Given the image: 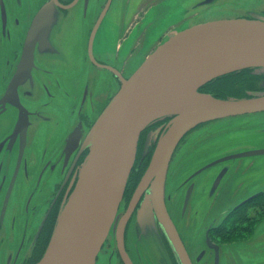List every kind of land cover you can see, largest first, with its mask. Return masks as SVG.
<instances>
[{
  "label": "water",
  "instance_id": "95a60500",
  "mask_svg": "<svg viewBox=\"0 0 264 264\" xmlns=\"http://www.w3.org/2000/svg\"><path fill=\"white\" fill-rule=\"evenodd\" d=\"M78 1L75 0L71 7L76 6ZM112 3L113 0H107L89 35L88 53L94 63L98 61L93 47ZM51 7L52 3L49 2L38 13L34 22L35 27L49 20ZM90 8V0H85L82 13L88 16ZM81 9L83 11V7ZM98 39L99 37L97 41ZM34 47L33 41H29L27 50L20 56L13 75L10 76L11 72L9 73L7 90L12 91L15 100L9 99L8 103L3 98L0 100V113L9 112L0 114V127L4 129V132L0 133V162L4 163L2 173H12L17 153L19 163L10 180L9 188L5 184L7 174L0 181V191L4 193L8 189L7 198L15 184L9 207L14 208L12 200L15 199V207L22 212L26 197L34 193L33 199L36 197L35 202L40 200L38 203L43 209L42 200L46 196L49 197L55 185L62 180L71 158L76 154L77 161L83 150L89 149L74 175V180L77 177L75 186L60 209L50 245L35 264L97 263L96 259L101 253L103 243L112 228H116L122 214L124 193L136 161L141 132L154 120L167 114L171 115V119L157 143L129 210L121 218L118 235L122 236L126 219L143 192L147 191L137 216L136 229L139 232L137 241L140 243L141 237L144 238L145 231L148 230V256L160 259L163 254H168L164 248V240L160 237L161 229L176 250L181 264H194L189 245L180 235V228L168 207V200L172 194L166 197L167 176L170 167H180L188 160L184 159L173 165V158L175 159L176 153L183 148L186 140L192 138L193 143H196L214 135L210 132V127L200 125L218 119L264 112V93L243 97H221L200 90L208 81L231 71L264 66V13L251 9L248 16L210 19L181 27L169 34L147 55L132 75L124 80L113 99L88 129L80 119V113L83 112L87 100L94 95L88 84L79 102L76 98L72 99L75 102L74 108H77L75 117L71 114L66 116L63 104L59 106V109L63 108L54 118L43 109V104H48L47 101L42 102L44 93L41 90L47 87L44 83L51 88L55 85L56 100L63 101V95L60 92L61 84L57 83L60 81L55 77L54 82L52 77V72L55 74L52 66H46L51 71L48 75L42 70L35 73L36 81L32 87L27 84L28 78L32 81L34 79L32 75L35 65ZM56 57L57 55L54 58ZM97 66L118 72L111 65L98 62ZM27 87L32 88L34 94L26 102L29 107L20 102V93L24 95ZM66 95L70 98L69 93ZM11 112H16V117H13ZM69 117L70 120L65 124L66 118ZM198 126L201 130H194ZM191 130L195 133L188 136ZM206 134L207 137L203 138ZM238 134L234 131L227 136L220 134L213 139L210 138L211 140L200 142L201 147L213 143L226 145L229 141L230 144L227 150L202 162L190 176L183 175L184 183H189L185 188L183 206L179 217L176 216L177 219L184 221L188 214L190 219L198 215L197 209L190 208L197 186H201L202 194L206 199L209 198V204H212L214 195L210 192L211 188L215 187L217 180H223L225 177V168L218 172L221 165L233 159L243 160L244 165L238 164V172L235 170L237 164L232 165L230 169L229 178H234V175L238 174L240 180L255 163L264 159V130L252 140L253 145L248 143L251 148L238 140ZM14 137L16 139L12 147L11 139ZM45 143L47 147H44ZM234 145L237 146L235 149ZM238 149L242 150L237 151ZM21 161L24 175L21 171L16 180ZM217 165L218 169L215 168ZM210 169L214 175L207 189L206 183L201 184L200 181L196 183L194 178ZM249 184L253 186L252 190L248 186V192L251 194L240 200L233 208L264 191V182ZM31 186L33 189L29 191L28 188ZM43 220L44 217L41 224ZM207 227L206 224L204 233ZM155 237L161 239L162 244L158 245L159 247L152 246ZM204 247L214 249L216 264H219L222 249L218 243L211 241L208 234ZM204 249H201V258L205 254ZM225 251L224 249L223 255ZM231 255L235 257L234 263L244 264L243 260H246V257L233 253ZM124 258L127 264H135L128 253H124ZM258 258L259 255H256L253 262L247 264H264V260L257 262Z\"/></svg>",
  "mask_w": 264,
  "mask_h": 264
},
{
  "label": "rangeland",
  "instance_id": "374dc122",
  "mask_svg": "<svg viewBox=\"0 0 264 264\" xmlns=\"http://www.w3.org/2000/svg\"><path fill=\"white\" fill-rule=\"evenodd\" d=\"M39 1L41 0H24L25 7L19 10V13L24 14L29 8L38 5ZM106 2L107 0H90L91 8L88 10V16L86 17L82 13V6L73 8L71 13L73 18L63 20L55 33L56 43L62 52L56 54L57 57L53 58L46 66H52L55 69L56 80L60 81L57 83L61 84L60 92L63 95V101L61 99L48 101L46 96L42 99V102L47 99L48 104H43V109L49 115H52L53 118L59 114L63 107L66 116L71 114L75 117L77 108H74L75 102L72 99L76 98L79 102L88 84L94 95L87 100L81 115L87 119V125L91 128L102 110L118 92L124 80L132 75L147 55L169 34L181 29V27L210 19L248 16L251 9L264 13V0H113L112 7L98 32L97 38L99 37V39L97 41L96 38L93 48L96 60L117 68V71L119 70L115 72L94 64L88 53L89 35ZM15 41L13 39L7 45H4L10 55L12 54L11 51L16 47ZM119 42L120 45L118 44ZM117 44L120 48L115 47ZM244 69L231 71L217 77L214 81H208L200 90L203 89L202 91L214 93L213 91L217 90L220 84H225L230 79H236L238 78L237 76L241 75L248 79L244 85L226 90L219 88V92L226 97H243L264 93V66L248 68L249 72L243 71ZM67 93L70 94V98L67 97ZM215 94H218V92H215ZM61 104H63V107L59 109ZM170 116L167 114L157 118L151 125L162 122L165 130L171 119ZM50 120L48 122L49 125L51 124ZM69 120L70 117L66 118L65 124ZM200 127H210V132L214 134L211 139L220 134L227 136L236 131L239 133L238 140L248 145V148H251L248 143H254L252 140L264 130V112L218 119L214 122L209 121L200 125ZM164 130L159 132L158 141ZM194 133L195 131H190L188 136H192ZM206 137L207 134L203 135V138ZM147 139L148 133L143 142L140 141L138 153L139 159L144 160V162L142 164L137 162L130 175L129 182H137L140 173L135 172V169L143 166L145 169L146 162H148ZM229 144L230 141L226 145L213 143L208 146H199L201 147L199 148L190 138L185 141L183 148L176 153L175 159L173 158V165L178 164L181 160H188L182 163L180 167H170L169 169L165 191L166 197L170 193L172 197L168 200V207L178 227L183 228L184 236L193 255L204 248V228L206 224H209L211 218L209 208L211 204H209V198L206 199L202 194L201 186H197L196 193L191 199L190 208H193V210L197 209L199 211L198 215L192 217V211V219L188 218L189 214L184 221L177 219L176 216L179 217L183 206L185 188L189 183H184L182 177L183 175L190 176L193 174L202 162L214 157L219 152L227 150ZM233 147L235 149L237 146L234 145ZM218 167L219 165L215 166L216 169ZM212 171L210 169L203 172L195 177L194 180L196 183L198 181L201 184L206 183L205 186L209 189V181L214 175ZM238 177V174L234 175V178ZM241 180L247 183L250 190H252L253 186L249 183L261 184L264 182V159L255 163V166L239 181ZM32 189L33 186L28 188L29 191ZM41 190L42 186L39 188V191ZM262 199L264 200V197ZM143 201L144 198L140 206ZM233 203L234 201L231 199L223 200L222 207L231 206ZM125 205L124 199L121 210L125 208ZM259 210H261V204L247 203L246 211L250 214H254L255 211ZM136 224L137 218H135L129 230V248L135 264H161L159 258L155 259V257L148 256V230L145 231L146 235L141 238L140 243L135 237H132ZM160 237L163 240L161 232ZM235 239L239 241L231 245L232 250H227V254L233 253L236 256L246 257V260H243L244 264H247V262L252 263L256 255H259L257 262L264 260V217L253 227L252 231L243 232L241 237ZM222 240L226 241L223 238ZM161 244V239L155 237L152 240V246L159 247L158 245ZM104 249L99 253L98 264H109V257L104 252ZM163 256L165 255L163 254Z\"/></svg>",
  "mask_w": 264,
  "mask_h": 264
},
{
  "label": "flooded vegetation",
  "instance_id": "af4514ba",
  "mask_svg": "<svg viewBox=\"0 0 264 264\" xmlns=\"http://www.w3.org/2000/svg\"><path fill=\"white\" fill-rule=\"evenodd\" d=\"M51 2L52 7L49 10L50 18L43 24L35 27V19L38 13L43 10L44 6L47 3ZM75 0H41L39 1L38 5L35 7L29 8L24 14H20L19 10H22L25 7L24 0H0V100L3 98L6 103L8 100H15L12 91L7 90L9 84V73L13 75L15 71V66L20 59L22 53H25L27 50L29 41H33L35 44L34 53H35V65L34 69L32 70L33 81L31 78L27 79V84L32 87L34 85L35 73L37 71L42 70L47 75L50 74V69H47L46 65L51 62V60L56 56V53L62 52L61 48L57 45L55 40V33L60 25V23L68 18H73L72 16V9L71 7L74 4ZM78 6L83 7L84 12V4L85 0H79ZM13 39L16 41V47L13 51H11V55L7 53L5 44L7 45ZM98 61V60H97ZM101 62V61H98ZM97 62V63H98ZM97 63H94L97 65ZM115 68V67H114ZM117 69V68H116ZM247 69H244L245 71ZM119 71V70H118ZM248 72L250 70H247ZM52 77L55 81V74L52 72ZM216 80V79H215ZM214 81V80H213ZM46 88L41 90L44 93L43 96L48 98V101L55 99L56 95V88L50 87L44 83ZM8 92V94H7ZM20 92L22 89L20 88ZM33 89L27 87L23 93H20V102H22L26 107L29 105L26 102L29 100L31 96H34ZM215 93V92H214ZM240 96V95H238ZM6 98V99H5ZM47 101V99H46ZM46 101H44L46 103ZM47 101V102H48ZM19 103V102H18ZM2 114H9V112H2ZM13 117H16V112L12 113ZM0 115V116H1ZM52 116V115H50ZM80 119H82L88 129L87 119L82 117L80 113ZM158 125H160L158 127ZM4 129L0 127V133H3ZM164 130V124L162 122L154 123L153 125L149 124L141 133L139 144H138V151L136 162L134 166L137 164H142L144 160L139 159V146L140 141L143 142L146 134L148 133V162H146L145 169L144 166L142 168H136L135 172L140 176L137 179V182L134 183L133 181H128L126 190L124 193L125 199V208L122 211L121 216L118 219L116 224V228H112L110 231L109 236L106 238L105 242L102 245V249L104 252L107 253L109 257V264H127L124 258V253H128L131 257V252L129 248V236H130V227L133 224V221L138 216L139 208L141 207V201L145 197L147 191L143 192L142 196L140 197L139 201L137 202L134 209L130 212L128 219H126V224L122 230V236L118 235L119 224L121 221L122 216L125 212L129 210V206L131 204L132 198L135 194V191L142 179L143 174L145 173L147 167L150 164L153 152L156 148L158 143V134L160 131ZM194 130H201V128L196 127ZM157 132V133H156ZM145 133V134H144ZM144 134V136H143ZM211 138V137H210ZM207 138L203 141H207ZM16 137L11 139V146L14 145V140ZM142 139V140H141ZM146 141V143H147ZM200 142H196L197 146L200 145ZM47 147L46 143L44 147ZM244 146V145H243ZM242 149H238L237 151H241ZM89 151L88 148L83 150V153L78 157L76 161V154L71 158V161L65 168V174L62 177V180L55 185L54 191L50 193L49 197L46 196L42 202L44 203L43 209L39 205V201L35 202L33 199L34 193L29 194L23 205H22V212L18 210V207H15V199L12 200L13 206L9 207L10 199L13 193V185L12 191L10 196L7 198L8 189L2 193L0 191V264H35L37 263L41 257L46 252L48 246L53 237V233L55 230L56 222L58 219V215L60 209L68 197V195L73 190L77 177L74 180V175L78 166L82 163L83 158L87 155ZM230 153V152H227ZM18 153L16 159L13 161V169L12 173H2L3 170V162H0V181L5 178V184H10V180L14 175L16 166L19 164L18 161ZM23 161L20 162V170L16 175V180L19 178L20 173L24 175L23 171ZM244 165L243 160L233 159L229 160L226 164L221 165V168L218 170L220 172L223 168L225 171V177L223 180H217L215 187L211 188V194L213 193L214 199L212 201L210 207V222L208 227L205 231V241L206 235L208 234L211 241L218 243L222 249L221 251V259L219 264H236L234 263V256L231 254H227L226 251L232 250L231 245L239 240L235 238L241 237L243 232H246V221L243 223L232 221V219H236L241 213L244 212L243 205L249 203L251 200L258 198L264 194V191H261L259 194L254 196L253 198L249 199L245 203H242L238 207L233 208L237 205L240 200H242L247 195L251 194L248 192V185L244 181H239V178H229L231 175L230 169H232V165L237 164L235 170L238 172L239 165ZM63 166V162H62ZM229 167V169H228ZM135 168V167H134ZM133 168V170H134ZM143 169V170H142ZM132 170V171H133ZM229 171V172H228ZM134 172V173H135ZM217 172V174H218ZM228 172V174L226 173ZM132 178V177H131ZM130 179V178H129ZM15 180V181H16ZM215 180V179H214ZM6 185V186H7ZM226 199H231L234 203L231 206L222 207V201ZM260 211V210H259ZM259 211H255L254 214L248 215L254 216L257 219L255 226L262 220L264 216H260L258 213ZM247 212V211H246ZM45 215V216H44ZM185 216V214L183 215ZM44 217L43 223L41 224L42 218ZM210 225V226H209ZM160 227V226H159ZM179 229V228H178ZM248 230V229H247ZM180 235L182 236L183 240L185 238V233L183 228H180ZM160 232L163 236L165 249L168 254L162 256L160 261L162 264H181L178 255L176 254V250L170 245V241L168 240L166 234L160 229ZM136 227L134 226L132 237L139 239ZM224 235H233L228 240L223 241L222 237ZM142 238V237H141ZM120 239L122 242L120 243ZM184 240V242H185ZM186 243V242H185ZM187 244V243H186ZM122 247H121V246ZM205 248V247H204ZM202 248V250L204 249ZM225 251L223 255L222 252ZM205 254L201 258V251H198L197 254H191L192 261L194 264H216V257L214 249L212 248H205ZM100 259V256H97V263ZM133 259V257H132ZM134 260V259H133Z\"/></svg>",
  "mask_w": 264,
  "mask_h": 264
},
{
  "label": "trees",
  "instance_id": "16d2710c",
  "mask_svg": "<svg viewBox=\"0 0 264 264\" xmlns=\"http://www.w3.org/2000/svg\"><path fill=\"white\" fill-rule=\"evenodd\" d=\"M247 70H245V71H247ZM240 76L241 75L237 76L238 78H236V79H232V80L230 79L225 84H220L219 88H223V89L226 90V89H229V88L232 89L234 87H237V86L239 87V86L244 85L247 82L246 80H248V79L244 78L243 76H241V77ZM219 88L217 90H214L213 92H218V94H217L218 96H224V95H222L221 92H219ZM263 197H264V194L262 196L258 197V198H255L254 200L250 201L252 203L261 204V210L258 212L260 214V216H257V217L264 216V200L262 199ZM246 207H247V203L245 205H243V207H242L244 212L241 213L238 217H236V219H232V221H235V222L237 221V222L243 223V224H244V221H246V223H247L246 231H250V230L252 231L253 227L255 226V222H257V219L254 216L248 215V212H246ZM232 236L233 235H224L222 238L224 240H228Z\"/></svg>",
  "mask_w": 264,
  "mask_h": 264
}]
</instances>
